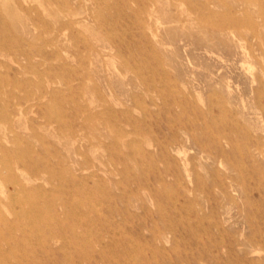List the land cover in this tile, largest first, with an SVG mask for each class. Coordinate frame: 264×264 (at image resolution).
<instances>
[{
  "label": "rangeland",
  "instance_id": "obj_1",
  "mask_svg": "<svg viewBox=\"0 0 264 264\" xmlns=\"http://www.w3.org/2000/svg\"><path fill=\"white\" fill-rule=\"evenodd\" d=\"M263 22L0 0V264H264Z\"/></svg>",
  "mask_w": 264,
  "mask_h": 264
},
{
  "label": "bare ground",
  "instance_id": "obj_2",
  "mask_svg": "<svg viewBox=\"0 0 264 264\" xmlns=\"http://www.w3.org/2000/svg\"><path fill=\"white\" fill-rule=\"evenodd\" d=\"M234 11H235V13H237V12H239L241 9L239 8V7H235V9L234 8H232ZM236 20V18L235 19H232L231 21H235ZM264 23V22H263ZM123 26H124V24H123ZM68 31V30H67ZM125 31V30H124ZM144 31V30H143ZM92 37V36H91ZM213 55V54H212ZM228 82V81H227ZM227 86V85H226ZM26 87V86H25ZM228 88V87H227ZM230 88V87H229ZM20 110V109H19ZM177 149V148H176ZM180 155H181V153H180ZM23 187V186H22ZM56 223V222H55ZM62 223V222H61ZM89 238V237H88Z\"/></svg>",
  "mask_w": 264,
  "mask_h": 264
}]
</instances>
